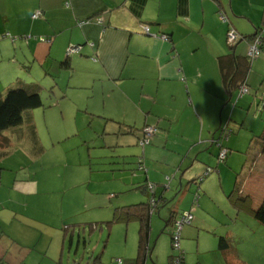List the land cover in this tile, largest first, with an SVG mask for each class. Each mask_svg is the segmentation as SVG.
I'll return each instance as SVG.
<instances>
[{
    "label": "crops",
    "instance_id": "obj_1",
    "mask_svg": "<svg viewBox=\"0 0 264 264\" xmlns=\"http://www.w3.org/2000/svg\"><path fill=\"white\" fill-rule=\"evenodd\" d=\"M37 11L41 14L34 18ZM220 12L229 21L223 22ZM263 22L264 0H0V94H5L19 79L29 81L27 68L32 73L36 64L45 67L51 61L54 67L61 59L69 60V65L61 63L70 76L65 98L71 100L78 115L83 114L80 109L84 108L87 112L111 117L112 130L118 135L112 141L122 147V152L110 155V168L115 160L118 167L113 169L109 179L119 180L126 189L135 184L146 197L138 203H148L151 196H156L158 211L176 190H181L180 198H183L192 181L208 167L214 172L221 163L222 150L227 148L229 154L225 141L211 134L214 117L212 120L210 113L214 114L218 103L215 109L209 113L206 110L204 114L203 104L196 100L194 86L206 81L215 98L223 100V92L227 90L224 74L227 73L231 84L239 86L241 94L243 84L248 85L264 72V51L254 61H248L246 56L253 42L244 37L252 35ZM145 26L149 27L148 31ZM231 26L238 34L234 49L227 40ZM165 34L171 39H166ZM34 35H46L52 40L40 41ZM70 47H75V51L71 52ZM204 52L207 53L205 58L202 57ZM222 55L227 57L220 61ZM38 61L41 62L38 64ZM248 66L249 70L245 71ZM50 71L46 70V75ZM78 87L92 90L74 101L69 90ZM168 97L173 112L160 108ZM180 98L186 101L181 109L187 110V119H195L197 128L193 124L191 128L180 125L181 106L177 102ZM29 110L32 109L25 111L22 123L3 132L11 144L0 148V159L12 156L11 147L16 145L23 146L31 156L43 149ZM146 126L157 127V130L151 142L141 146L139 139ZM178 127L179 141L174 136ZM233 143L232 140L231 146ZM209 144H217L218 151L209 149ZM219 174L213 181L219 182L220 189L211 185L213 181L207 182V175L201 182H194L198 187L195 194L199 195L197 200L194 197V203L200 204L204 192L203 203L216 199L225 201L224 208L234 220L229 221L234 228L221 232L232 237L241 229L242 212L256 219L254 210L264 200V172H250L241 181L234 179L232 183L225 179L228 176L225 168L222 172L219 170ZM32 175L20 176L12 164L0 161V186L16 195L39 192ZM3 178L9 185L2 184ZM81 181L77 176V183ZM149 183L156 184L153 194L148 190ZM231 195L233 199H242L234 203ZM130 204L136 203L126 205ZM50 211L45 210L47 223L55 228L52 217L54 215L55 221L56 210L52 217ZM61 211L57 221H62L68 231L75 229L78 223L74 211L63 207L59 213ZM17 215V211L0 205V264H29L27 260L31 259V248L13 234L19 233L18 229L19 234L24 230L12 222ZM194 218L193 215L192 223ZM7 224H13L14 229ZM73 238L71 235V244ZM236 250L232 244L220 250L226 264H235L232 256Z\"/></svg>",
    "mask_w": 264,
    "mask_h": 264
},
{
    "label": "rangeland",
    "instance_id": "obj_2",
    "mask_svg": "<svg viewBox=\"0 0 264 264\" xmlns=\"http://www.w3.org/2000/svg\"><path fill=\"white\" fill-rule=\"evenodd\" d=\"M34 37L40 41L49 38L46 35ZM49 39L52 40L51 37ZM206 55V52L202 53L203 58ZM61 61L54 67L51 61L45 67L36 64L32 73L31 69H25L29 78L26 82L37 83L42 88L44 105L29 111L33 115L43 149L31 156L23 146L16 145L11 147L12 156L0 159L2 163L12 164L20 176L33 174L39 192L16 195L9 188L0 186V205L18 212V218L12 222L24 230L19 234L18 229L19 233L13 234L31 248V259L27 260L29 264H117L120 258L124 264H133L138 252L139 221H117L114 220V213L116 208L138 203L146 197L135 184L126 189L119 180L109 179L113 169L118 167L115 160L112 162L113 168H110V155L122 152V147L112 141L118 137L112 130L113 121L104 113H90L84 108L80 109L83 114H77L74 104L64 95L70 76ZM46 70H51L49 75H46ZM248 88V93L240 94L239 86H233L232 95L226 90L222 95L223 100L218 101L208 82L199 81L194 86L196 100L203 104L204 114L206 110L209 113L215 109L218 103L214 114L210 113L212 120L214 117L211 134L225 141V146L229 148L227 160H222L219 167L207 175V182L220 176L219 170L222 172L223 168L228 171L225 179L231 183L234 179L241 181L242 175L250 169L252 172H264V156L260 155L255 164L251 159L254 157L256 139L264 128V72L251 79ZM91 90L78 87L69 91L74 101H78L83 97L81 95ZM177 102L181 106L178 111L182 118L180 125L191 128L190 124H193L197 128L195 119H187V110L181 109L183 104L186 105L185 99L182 101L180 98ZM163 103L160 107L163 111L168 112L169 109L173 112L169 97ZM179 130L180 127L174 130L177 141ZM230 131L231 141L227 138ZM232 140L233 146L230 144ZM210 148L217 152L219 146L211 144ZM77 176L83 181L77 183ZM192 182L183 198H180L181 190H176L173 195H168V202L152 214L150 245L153 249L147 264H170V255L180 251L172 248L173 226L168 224L172 211H178L175 215L191 211L195 216L192 225L184 224L181 229L180 248L184 251L185 264H226L223 252L218 249V239L226 235V232H221L222 229L234 228L229 222L234 220L224 208L225 201L216 199L215 202L203 203L205 192L200 204L194 203L198 187ZM210 183L216 189L221 187L218 181ZM2 184L9 185L6 178H3ZM62 207L76 214L74 218L78 225L68 232H65L67 228H64L62 221H57V214H62V211L59 213ZM46 209H51V217L56 210V220L54 215L52 220L57 227L47 223ZM239 220L243 222L241 229L229 237L237 249L232 256L233 261L235 264H264V225L246 212L241 213ZM7 225L14 229L13 224ZM71 235L74 237L72 244Z\"/></svg>",
    "mask_w": 264,
    "mask_h": 264
},
{
    "label": "trees",
    "instance_id": "obj_3",
    "mask_svg": "<svg viewBox=\"0 0 264 264\" xmlns=\"http://www.w3.org/2000/svg\"><path fill=\"white\" fill-rule=\"evenodd\" d=\"M229 21V19H228ZM264 22L263 26L257 27L255 32L252 35L244 36L245 38H248L250 42H254L255 39L260 37L262 41L264 42ZM168 40L171 39L170 35H166ZM234 44H229L232 49H234ZM263 52V50H262ZM262 52L260 55H262ZM232 55V53H231ZM230 54L228 56H231ZM259 55V56H260ZM234 56V55H233ZM258 56V57H259ZM227 55H222L219 57L220 61H223ZM248 61H254L249 55L246 56ZM257 57V58H258ZM256 59V58H255ZM63 65H69V60H64L61 62ZM249 70V66L245 71ZM225 73L224 74V82L227 90L229 93H232V86L229 75ZM243 86H245L243 84ZM248 87V85H246ZM41 86L37 83L33 82H24L23 80L19 79L11 85L5 92V94H0V148L9 147L11 144V140L7 136H3V132L12 127L16 126L20 123H22L24 119V113L27 109H34L38 108L44 105L43 99L41 96ZM262 108H264V97H262ZM226 138V136H225ZM254 157L251 158L253 163L258 160V158L261 156H264V128L262 130V133L258 135V138L256 139V144L254 147ZM252 170L248 171L245 175L247 176L250 174ZM232 198V195H231ZM150 199V198H149ZM233 199V198H232ZM242 198H236L233 199L234 203H238ZM158 207V206H157ZM157 207L154 208V206L150 205V202L148 203H136V204H130L126 206L119 207L115 210L114 213V220H121L125 222H129L131 219H137L139 221V242H138V252L136 260L133 264H147V260L149 257H151L152 249L153 247L150 245V235H151V216L153 212L157 211ZM177 212L172 211L171 217L168 220V224H171L173 226V229L171 231V243L173 250L176 251V247L174 246L175 242V234H176V228H175V222L178 216L182 213H179L178 215H175ZM254 215L256 219L264 225V200L262 204L254 210ZM192 223V222H191ZM190 223V224H191ZM68 228V227H66ZM66 231H68L66 229ZM179 237L181 239L182 234H179ZM231 239L225 235L219 236L218 239V248L220 250H226L231 246ZM175 256L180 257L181 264H185V255L183 250L181 249L178 253H173L170 255V264H173V258ZM121 259V258H120ZM122 260V259H121ZM124 264L123 260L122 263Z\"/></svg>",
    "mask_w": 264,
    "mask_h": 264
},
{
    "label": "built area",
    "instance_id": "obj_4",
    "mask_svg": "<svg viewBox=\"0 0 264 264\" xmlns=\"http://www.w3.org/2000/svg\"><path fill=\"white\" fill-rule=\"evenodd\" d=\"M41 12L40 11H37L33 17L34 18H37L38 16H40ZM220 18L223 22H227L228 21V18L227 16L223 13V12H220ZM145 29L148 31L149 30V27L148 26H145ZM166 39L167 37L164 36ZM238 38V34H237V31L234 27H230L229 30H228V34H227V40L228 42L231 44L233 43L236 39ZM75 47H70V51H75ZM262 50L264 51V42L262 41V39L260 37H258L257 39H255V41L251 44L250 48H249V51H248V55L252 58V59H255L257 58L260 53L262 52ZM246 92H249V88L247 86H243L242 89H241V93H246ZM157 130V127H154V126H146L144 129H143V136L139 139V144L141 146H144L146 144H149L151 142V138L153 137V135L155 134ZM226 135H228V133L226 132ZM227 152L228 150L225 148L224 150H222L220 153H219V159L220 160H224L227 156ZM210 172H213V168L211 167H208L206 170H205V173L203 176H201L197 182L201 181L206 175H208ZM148 187V190H150V193H154L155 191V188H156V184L155 183H149L147 185ZM199 195L196 196V200L198 198ZM195 200V201H196ZM149 202H150V205L151 206H154L156 207L157 205V198L156 196H151V198L149 199ZM192 219H193V213L191 211H184L182 212L178 218L176 219V222H175V228L177 229L176 230V236H175V242H174V246L176 247V249H179L181 250L180 248V237H179V234L181 233V229L183 227L184 224H190L192 222ZM119 262L117 264H120L122 263V260L121 259H118ZM173 264H181V261H180V257L179 256H175L173 258V261H172Z\"/></svg>",
    "mask_w": 264,
    "mask_h": 264
},
{
    "label": "water",
    "instance_id": "obj_5",
    "mask_svg": "<svg viewBox=\"0 0 264 264\" xmlns=\"http://www.w3.org/2000/svg\"><path fill=\"white\" fill-rule=\"evenodd\" d=\"M199 176L194 180L195 183H197V179L199 178ZM197 195H198V192L195 194V196H197Z\"/></svg>",
    "mask_w": 264,
    "mask_h": 264
},
{
    "label": "bare ground",
    "instance_id": "obj_6",
    "mask_svg": "<svg viewBox=\"0 0 264 264\" xmlns=\"http://www.w3.org/2000/svg\"><path fill=\"white\" fill-rule=\"evenodd\" d=\"M230 132H231V131H230ZM229 135H230V134H229ZM227 138H228V137H227ZM226 149H227V148H226ZM227 150H228V149H227ZM227 154H228V152H227ZM221 161H222V160H221ZM203 175H204V174H203ZM203 175H201V176H203ZM201 176H200V177H201ZM200 177H199V178H200ZM203 179H204V178H203ZM203 179H202V180H203ZM202 180H201V181H202ZM197 181H198V180H197ZM201 181H199V182H201ZM154 208H155V207H154Z\"/></svg>",
    "mask_w": 264,
    "mask_h": 264
}]
</instances>
